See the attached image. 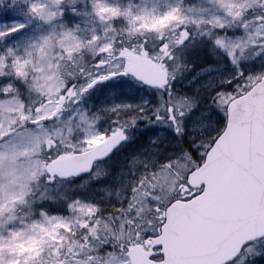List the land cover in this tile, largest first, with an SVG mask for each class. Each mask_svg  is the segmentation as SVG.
Listing matches in <instances>:
<instances>
[{
    "label": "snow or ice",
    "instance_id": "obj_1",
    "mask_svg": "<svg viewBox=\"0 0 264 264\" xmlns=\"http://www.w3.org/2000/svg\"><path fill=\"white\" fill-rule=\"evenodd\" d=\"M0 264H264V0H0Z\"/></svg>",
    "mask_w": 264,
    "mask_h": 264
}]
</instances>
